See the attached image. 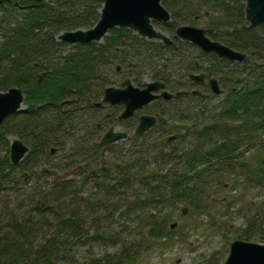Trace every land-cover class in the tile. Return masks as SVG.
Listing matches in <instances>:
<instances>
[{"label": "trees", "instance_id": "16d2710c", "mask_svg": "<svg viewBox=\"0 0 264 264\" xmlns=\"http://www.w3.org/2000/svg\"><path fill=\"white\" fill-rule=\"evenodd\" d=\"M161 2L170 11L171 20L168 23L155 21L154 24L167 34L172 36L175 27L182 25L177 24L179 16L185 12L204 14L202 6L207 5L205 9L218 17L207 25V35L212 40L245 52L246 58L241 63L229 62L212 53L202 54L197 47L184 41L166 45L147 40L123 27L111 29L102 43L76 44L66 51L65 42L56 39L58 33L94 25L99 18L101 0H0V90L12 86L22 88L26 106L22 113L9 117L0 128V144L4 145V154L0 157V224L4 223L0 229V264H54L65 259L68 248L80 240H116L111 235L98 233L97 229V239V235L87 236L86 221L96 210V203L110 201L111 206L117 209L111 197L119 194L115 190L128 191L131 187L129 182L133 180L127 162L122 161L124 165L115 170L116 175L110 180H102L103 187L96 202L79 195L80 182L76 184L71 180L54 185L50 200L55 202L68 198L66 215L53 209H42L35 194L37 191H21L20 168L41 160L51 147L63 149L70 136L75 140V134L69 133L79 122L77 108L80 101L100 96L98 91L110 83L108 76L111 74L128 76L135 83L151 76L164 81L172 91L184 88L185 80L178 76V72L192 71L188 69L194 67V60L184 54V45L195 50L196 59L202 55L205 58L199 57L202 63L207 61L211 65L207 69L218 78L224 92L215 96L204 86L201 92L209 93L207 96L192 95L188 100L181 95L174 97L172 102H154L155 108H169L173 121L190 122L199 130L192 140L190 154L176 155L177 149L174 148L164 156H157L159 166H165L172 158L178 161L175 169L168 168L165 174L157 172L150 176L144 172L145 179L157 182L149 191H155L154 198L162 202L165 199L176 202L193 193L198 194L208 182V174L216 180L218 172L225 168L232 171L247 166V160L241 159L242 147L252 148V169L248 173H252L254 185L263 186L264 23L252 29L242 27L246 23L244 0ZM187 23L192 25L194 22L190 19ZM163 60L166 65L158 68ZM43 71L48 73L38 81L37 77ZM240 73L247 75L246 81L237 91H229L233 79ZM217 97H222L219 103L210 104L208 100ZM11 120L15 123H9ZM30 132L26 137L30 139V150L24 160L19 165L10 163L7 133H15L22 138ZM82 149L76 144L74 157L68 156L70 158L65 165L72 167L77 162L75 157L84 151ZM158 149L161 150L160 147ZM129 206L147 207L144 203L140 206L138 196L129 202ZM259 216H262L261 220L252 223V236L264 235V201L257 205L256 217ZM92 220L93 217L90 218ZM147 225V240L169 234L165 230L166 221L155 218ZM142 244L143 241H136L129 249L123 248L120 255L105 262L135 264ZM99 262L100 259L90 260V264Z\"/></svg>", "mask_w": 264, "mask_h": 264}, {"label": "rangeland", "instance_id": "374dc122", "mask_svg": "<svg viewBox=\"0 0 264 264\" xmlns=\"http://www.w3.org/2000/svg\"><path fill=\"white\" fill-rule=\"evenodd\" d=\"M207 7V5L202 6V9L205 10L204 14L202 12H188L190 14L185 12L186 14L177 18V24H188L187 22L191 19L194 22L192 25L207 28L213 18L218 19L217 15L214 16L205 9ZM182 49L185 55L190 56L192 60L196 59L195 50L185 45L182 46ZM191 58L189 59L191 60ZM199 63L203 65L201 61ZM164 66L159 65L158 68ZM123 77L124 75L120 74L108 76L110 82L121 80ZM146 79L147 77L141 82ZM221 99L222 97H217L208 101L210 104H217ZM153 107L152 104L147 108L150 111ZM14 123L15 120L11 121V124ZM15 128L17 129L16 126ZM14 134L10 133L7 136ZM69 134H74V130ZM146 136L148 137L140 140L141 146H127L122 143L119 150L122 155L121 160L128 163L133 180L129 182L131 187L128 188V191L115 190L119 194L111 197L114 201L112 203H115L117 209L111 206L110 201L96 203V210L91 216L93 220L90 221L91 217H88L86 221L88 223L87 236L97 235L95 236L97 239V229L98 233L111 235L116 240H80L79 243L72 244L66 251L69 260L65 258L60 260L61 262L82 264L84 260H87V264H90L89 260L95 258L100 259L98 264L107 263L105 261L120 255L123 248L127 250L132 243L143 241L140 252L134 260L135 264H222L232 241L236 239L258 241L257 234L252 236V223L262 218V216L256 217V213L257 205L264 201V183L262 187L254 185L252 173H248L249 169H252V148L248 150L242 147L241 159L247 160V166L244 168L241 166V169L235 168L232 171L225 168L218 172L216 180L208 174L209 180L202 186L203 191L199 192V195L193 193L192 196L179 199L176 202L170 199H165L162 202L160 199L154 198L155 191H149L151 187L157 185L156 180L145 179L144 172L146 168H154L155 173L165 174L168 168L175 169V162L178 159L172 158L165 166H159L156 163L157 156H164L169 152L158 149L159 147L155 146L157 144L151 142L153 133ZM70 139L64 141L63 149H60L56 154H70L71 151H75L76 140L74 141V136H70ZM22 140L28 144L30 139L23 136ZM179 143L187 145L182 155L190 154L188 151L192 147V140L189 133L185 134L184 139ZM3 147L4 145L0 144V157L4 154ZM125 150L129 154H124ZM134 159L135 161H132ZM254 163L255 161H253ZM75 180L78 181V178ZM29 182H32V179H29ZM85 184L81 183L80 195L84 194L83 189L91 187L89 183ZM85 193L89 194V191ZM99 193L92 196L93 202L97 201ZM137 196L140 206L144 203L146 208L139 209L134 206L130 208L129 202ZM255 203L257 204L255 205ZM182 207L188 209L185 215H181ZM59 209H61L60 206ZM64 210H67L65 204ZM151 212L156 214V220L166 221L165 230L169 232L168 235L158 239H146L147 224L151 221L148 214ZM174 222L176 226L170 229L169 224ZM259 242L263 241L259 240ZM145 244L146 247H144ZM132 255H134V251Z\"/></svg>", "mask_w": 264, "mask_h": 264}, {"label": "water", "instance_id": "95a60500", "mask_svg": "<svg viewBox=\"0 0 264 264\" xmlns=\"http://www.w3.org/2000/svg\"><path fill=\"white\" fill-rule=\"evenodd\" d=\"M39 1V0H37ZM103 5L97 23L89 29H75L63 31L58 35V39L69 44L90 43L100 41L108 30L114 27H127L135 30L139 35L147 39H155L165 44H172V39L160 29L156 28L153 21L167 22L170 19L169 11L161 4V0H102ZM245 16L249 22L247 28H254L264 23V0H245ZM174 38H180L196 45L202 52H212L218 57L230 61H242L246 54L236 51L228 46L209 39L205 30L202 28L180 25L175 30ZM43 72L40 77L45 75ZM194 82H204L206 78L211 92L215 95L222 91L215 78L205 74L188 75ZM245 77L236 78L233 82L231 91H235L244 82ZM164 84L159 81L145 82L143 88L134 87L130 80L126 79L121 83V88L107 87L104 91V100L113 104H123L124 111L121 117H128L136 110L142 109L158 98L168 99L172 96L168 91L162 90ZM160 92V93H158ZM180 94V93H178ZM23 90L19 87H10L6 91H0V125L5 118L13 113L22 110ZM155 124V118L149 115H142L135 129V136H141L146 130ZM188 128V124H172L169 132L175 133L167 138L166 142L175 139L181 132ZM126 133L116 132L110 129L102 138L101 144L108 145L120 139H124ZM28 151V147L18 138H13L10 145V160L18 163ZM120 167L119 163L104 167L102 170L108 172L113 168ZM42 173L47 176L58 177L56 172L49 169H42ZM149 173H154L153 169H148ZM46 208L45 200L42 205ZM182 215L187 213V208H182ZM154 217V214H150ZM176 223L170 224V228L175 227ZM264 240V236L260 237ZM65 264V263H59ZM83 264H86L84 262ZM222 264H264V243L245 240H234L230 243L229 252Z\"/></svg>", "mask_w": 264, "mask_h": 264}, {"label": "flooded vegetation", "instance_id": "af4514ba", "mask_svg": "<svg viewBox=\"0 0 264 264\" xmlns=\"http://www.w3.org/2000/svg\"><path fill=\"white\" fill-rule=\"evenodd\" d=\"M201 53L208 54L202 51ZM199 57L204 58L202 55H199L198 58L194 60L193 69H188L192 71L182 70L178 72V76L184 78L185 80V86H183L184 88L172 91L166 86L165 82L161 80L164 84V90L172 94V97L169 99H165L162 97L160 99L154 100L150 104L142 107V109L136 110L128 117H121V114L124 111L123 104H113L108 100L106 101L103 99L105 89L107 87L121 88V83L126 79L130 80L134 87L143 88L145 82L154 81L151 76H146L147 79L143 82H139V84L133 82L130 77L124 75L121 80L110 82L102 86L98 91V94L100 93V96L94 95L92 97H89L88 99L81 100L80 105L77 108L79 122L75 126L74 134L76 144L82 147V150L84 151L82 152V154H79L77 157H75V162H77L72 167H69V165H65V162L68 158L74 157L73 151H71L70 154H56V152H58L60 149L56 150L55 146L51 147L52 149L50 148L48 154L43 155L44 157H42L41 160L27 164V166L24 167L25 170L23 168H20V182L23 184V186L21 187V191L25 193H34L35 191H37L35 194L37 195L40 206H42L44 200L45 204L47 205L46 208L41 207L42 209L51 211L53 209L57 213L66 215L69 208V199L63 198L59 201L51 202L49 197L51 194V188L60 182L65 183L71 180L76 182V184H78V182L86 184L89 183L91 187L89 189H83L84 194L82 196L85 199H91L93 195H96L99 192L103 179H106L108 181L110 180L109 177L116 175L114 168L108 172H104L102 168L112 166L115 161L121 163V166L119 168H116V170H119L124 165L122 163L123 160H121L122 155L119 151L122 143L127 144V146L138 145L139 147L141 146L140 140L142 138L144 139V137H148L146 136L147 134L153 133V140H151V142H155V144H157V146L160 147L163 151L167 150L169 152L172 149L176 148V155L185 151L187 145H181L179 142L182 141L184 139V135L188 133L189 137H191V140H194L195 134L198 132L199 128L194 127L190 122L173 121L169 116V114L171 113V110L169 108L153 107L152 110L149 111L147 107L152 104L154 105V102L158 100L166 103L172 102L174 97H180L181 95L185 96L188 100L192 98V95H209V93L201 92V89L204 86L208 88L207 78L205 82L197 83L189 80L187 76L189 72H195L196 74H205L208 77H212L211 72L207 69L211 65H209L207 61H205L203 65H200L199 61L202 62V60ZM189 61L191 60L189 59ZM206 65L207 67H205ZM116 70L119 71L120 67L118 66ZM195 91H197L198 93L195 94ZM142 115L153 116L155 118V124L148 130H146L141 136H135V129L139 123V118ZM7 121L8 120H6L5 122ZM172 124H188V128L185 131H182L181 134L175 139H172L169 142L165 143L164 141H167V138L175 133L169 132V127ZM110 129L126 133V137L124 139L112 142L106 146L101 144L102 138ZM30 134L31 132L24 137H29ZM9 144V142L6 144L8 149ZM26 145L29 146V144L27 143ZM127 153L128 152L125 150L124 154ZM23 160L24 158L14 165L21 164ZM44 168L55 171L58 177H47L44 173L41 172ZM76 178H78V181H75ZM29 179H32V182H29ZM80 189H82L81 185ZM86 191H89V194H86ZM80 194L81 193H79V195ZM64 204L67 205V210H64ZM59 206L61 209H59ZM50 214H53V212H50ZM3 227L4 223L0 224V229H2ZM5 228H7V226ZM67 259L69 260V257H67Z\"/></svg>", "mask_w": 264, "mask_h": 264}]
</instances>
